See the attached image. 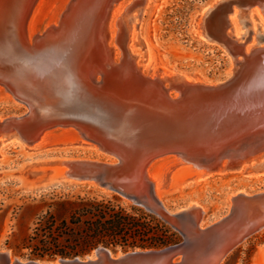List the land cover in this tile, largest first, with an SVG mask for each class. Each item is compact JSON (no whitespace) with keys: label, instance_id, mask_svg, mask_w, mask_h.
I'll return each instance as SVG.
<instances>
[{"label":"water","instance_id":"obj_1","mask_svg":"<svg viewBox=\"0 0 264 264\" xmlns=\"http://www.w3.org/2000/svg\"><path fill=\"white\" fill-rule=\"evenodd\" d=\"M33 1H21L16 48L0 44V56H11L14 65L60 64L74 78L72 97L67 105L43 101L14 75L11 63H0V85L13 105L0 113V138L17 136L30 146L53 127L76 128L81 137L76 148L89 154L58 159L65 168L61 175L46 177L38 188L93 185L157 215L162 206L173 224L159 216L181 238L125 251L99 245L84 256L49 260L0 249V264H221L232 249L264 228V190L230 195L226 213L203 224L192 214L200 208L196 202L177 209L165 206L156 186L165 185L168 175L157 181L148 168L170 154L206 176L244 167L249 174L261 172L264 37L252 39L251 29L236 36L232 17L262 10L264 0H212L193 16L198 36L229 57L225 75L215 78L176 65L163 68L155 53L149 62L148 50L154 52V47L147 37H137L138 50L131 47V15L148 0H125L113 21L114 32L112 15L123 0H69L55 23L28 39L24 24Z\"/></svg>","mask_w":264,"mask_h":264},{"label":"rangeland","instance_id":"obj_2","mask_svg":"<svg viewBox=\"0 0 264 264\" xmlns=\"http://www.w3.org/2000/svg\"><path fill=\"white\" fill-rule=\"evenodd\" d=\"M21 1L0 0V44L7 43L16 48L15 20ZM211 1L160 0L155 2V8L151 13H142L137 21V37H147L152 40L154 53L161 67L176 65L181 68H190L211 78L225 75L229 64L227 53L220 47L203 41L192 25L193 16ZM61 2L62 0H45L42 9L37 13L35 26L39 29L38 31L45 28ZM251 30L253 32L251 38L254 39L256 32L254 33L252 28ZM133 49L138 50V47ZM10 58L11 56H0V63H11L14 75L30 87L41 100L61 105H67L68 101H71L69 98L72 94L69 89L74 78L64 70L63 66L49 61L39 66L14 65L9 61ZM3 96L0 95V113L13 107L10 101H5ZM75 141V135L56 127L47 150H25L13 145L0 151L1 250L8 249L12 255L30 258L21 253H15L10 246L6 245V240L10 239L14 245L22 243V239L31 231L35 217L41 210V207L32 209V204L40 201L41 196L48 191L55 189L58 196L62 197L67 194L98 197L116 195L102 192L93 185L38 188L46 177L56 178L55 176L59 174L58 159L64 156L84 157L89 154L87 150L77 149ZM162 165L154 168L160 170ZM162 171L168 172V180L160 196L165 206L177 209L196 202L203 209V224L226 213L230 195L239 191L264 190V180L261 177H246L239 172L214 174L196 180L192 174L180 169L179 166H173L172 163L164 164ZM48 196L50 195H47L45 200L50 201ZM119 202L128 208L137 205L149 211L144 206L121 197ZM158 217L161 219L160 216ZM168 225L181 238V234L170 224ZM129 249L131 247L126 250ZM26 251V249L22 250V252ZM113 251L125 250L117 246ZM221 264H264V229L255 232L232 249Z\"/></svg>","mask_w":264,"mask_h":264},{"label":"trees","instance_id":"obj_3","mask_svg":"<svg viewBox=\"0 0 264 264\" xmlns=\"http://www.w3.org/2000/svg\"><path fill=\"white\" fill-rule=\"evenodd\" d=\"M47 195L50 201L45 200ZM31 207L41 210L22 243L6 240L15 253L30 258L82 256L99 245L112 250L161 247L180 239L156 214L137 205L123 206L116 195L62 197L53 189Z\"/></svg>","mask_w":264,"mask_h":264},{"label":"bare ground","instance_id":"obj_4","mask_svg":"<svg viewBox=\"0 0 264 264\" xmlns=\"http://www.w3.org/2000/svg\"><path fill=\"white\" fill-rule=\"evenodd\" d=\"M68 1L69 0H62L60 5L58 6V8H56L54 10L53 14L51 15L50 20L46 23L45 28L50 23H55L59 14L65 8ZM159 1L160 0H148L146 5L144 6V8L142 10L135 11L134 13H132L131 19H130V23H131L130 24L131 25L130 37H131V47L132 48L137 47V33H136L137 32L136 31L137 30L136 25H138L137 21L140 19L143 12L144 13L145 12L151 13L155 8L154 7L155 2H159ZM44 2H45V0H34L31 7H30V10L27 14V18H26V21L24 24V30L26 32L25 36L28 37V39H31L32 37H35L42 32V30L38 31L39 29L36 28L35 24L37 21V13L40 12V10L42 9ZM124 4H125V0L121 1L120 4L115 8V10L113 12L111 28H110L112 32L115 31V26H114L113 21L119 15V13H121ZM232 19H233V25H234V33L236 36H239L241 34H245L251 28L254 30V33L256 32L255 35L260 34L262 36V33H264V8L262 10H260L258 7H256V8L249 9L245 12H243V11L235 12ZM254 19L256 21H254ZM262 37H264V35ZM153 53L154 52L151 50L148 53L149 62L153 61V56H154ZM157 67H158V64L156 65V68ZM0 95H4L3 97H4L5 101H11L12 100V97L10 96V94L1 85H0ZM57 127H60L62 131L70 132L73 135H75V137H76L75 142H79L81 140L80 134L76 128L62 127V126H57ZM55 128L56 127H53L51 129L46 130L42 134L41 138L36 143H34L30 146L23 143L20 139L17 138V136H9L6 138H0V151L5 149L8 146H13V145L19 146L25 150H30V149L31 150L32 149H36V150L39 149L42 151L47 150L48 146L50 144V139H51L52 135L55 133ZM166 163H168V164L172 163L173 166H179L180 169L185 170V171L189 172L190 174H192V177L196 180L203 179V178H206L207 176H209V175L206 176L201 168L194 166L192 164L183 163L179 159L178 156L169 154V155L160 156V157L154 159L148 167L150 172H151V175L157 181L159 179L164 180L167 177L168 172L162 171V168H163L164 164H166ZM257 164L260 166L261 172L249 174V171H247L246 167L238 169V170L225 171V172H239L240 174H242L246 177L255 176V177H261L264 180V169L262 168L264 166V161H259ZM158 165L159 166L162 165V168H160V170H158L157 168H154L155 166H158ZM159 166H158V168H159ZM64 169H65L64 167L59 166V174L55 177L56 178L59 177ZM225 172L214 173V174H221V173H225ZM214 174H210V175H214ZM163 187H164V185L162 183H157L156 194L159 198L163 193V189H162ZM157 208H158L159 215H162L164 218H166V216L164 215V212L162 210V206H157ZM200 208H201V206H200ZM200 208H199V210L193 209V211H192V214L194 215V217L197 220H203V209L202 208L200 209ZM166 219H167V221H169L170 223L173 224V222L170 218L167 217ZM263 229L264 228H262L261 230H263Z\"/></svg>","mask_w":264,"mask_h":264}]
</instances>
